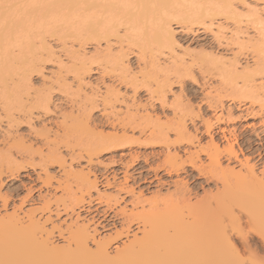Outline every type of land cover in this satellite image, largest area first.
<instances>
[{
  "label": "rangeland",
  "instance_id": "374dc122",
  "mask_svg": "<svg viewBox=\"0 0 264 264\" xmlns=\"http://www.w3.org/2000/svg\"><path fill=\"white\" fill-rule=\"evenodd\" d=\"M30 1L0 0V11L20 9L27 6ZM262 1L246 0L247 3H241L235 0L232 1V10L229 9L230 11L227 12H223L221 5L217 8L218 15L213 16L211 14L212 17L210 15L209 18L205 19L206 21L204 20L205 23L203 21L201 24L198 21V23L193 21L189 24L173 21L171 25L177 42V47L175 45L174 49L176 52L173 51L174 54L171 55L169 48L160 45L153 38L149 44L145 45L148 54L141 58L142 60H136L139 57L136 55L139 53L140 46H143L147 41L141 43L137 39L125 36L124 27L119 30L117 39L110 38L109 42L102 41L97 47V44L92 42H85L80 45L78 41H73L74 39L69 37L66 30H62L64 27L61 26L62 24L57 26L59 30H62V33L46 36L45 46L47 45L49 51L42 45H36L37 57H35L41 65L38 72L31 73L30 80L32 97L36 94H42L43 89L48 86H51V89L55 88L52 89L53 91L51 90V104L54 105L52 110L49 113L43 110H33L25 115H15L16 117L10 119L12 122L11 129L7 125L9 119L0 110V217H4L7 213L12 214L11 212L16 209L17 213L19 210L18 214L24 218V212L27 213L34 207L35 218L39 217L40 222L49 217L52 218L47 223V229L51 230L53 224L58 227L54 231L51 230L53 233L50 242L59 249L69 247L67 226L69 227L70 223L72 225H75V223L88 225L90 222L88 227L95 240L102 239L105 235L106 237L111 235V238L115 239V228H117V231H121L120 225L122 222L120 220L123 219L120 216L121 212L125 210L127 215L129 213L131 215L133 212L136 214L151 211L153 210L152 197L155 199L160 197L159 200L162 201L159 203L163 204L165 200H170V194H177L175 190H179V192H186L187 190L188 193H185V197L189 198L193 204L203 199L205 193H212L213 195L217 193V188L220 189L221 184L216 183L215 178L209 175H199L198 171L187 165L181 169V165L190 153H194V157L198 156L199 162L197 158L195 159L198 164L201 162L207 163V156L203 149L212 139L222 147L233 144L234 150L237 152V158L242 162L249 158V162L253 164L251 166H255L258 175L261 174L264 171V0ZM191 2L192 0L184 1L185 10L189 9ZM195 3L196 6L198 4L200 6L204 5L202 0ZM215 4H219V2ZM163 6L168 9L171 5L165 6L163 3ZM37 9L39 10V7ZM254 11L261 13V16L259 15L261 18L252 15L255 14L252 13ZM38 13L39 11L35 15ZM211 24L224 26L228 30H233V32L239 30V32H243L245 27V30L246 28L250 29V31H246L251 35L250 39H253H251V43L247 42V44L244 40H238L239 44L246 45L241 47L243 50L241 53L242 50L240 51V48L233 45H231L233 48L231 46L227 48L223 43L219 45L210 33ZM238 27L239 29H237ZM95 46L100 52L103 49L105 55L107 52L110 55L119 54L121 56V53L126 54L127 57L131 55L127 58V63L128 61L130 63V72L137 74L139 79V81L136 80L137 83L142 82L143 74L150 69V67L147 69L145 67L151 63V72L154 71L157 76H164V78L168 76L171 87L167 88L165 95L163 94L164 97L161 96L163 98H160L156 94H149L141 84H137L140 86L139 89H134L130 80L127 79L131 76L124 79L120 76L121 74H118L121 72L114 73L111 69H107V71L104 69V72L103 68L98 69L100 67L98 64L91 63L93 65H91L90 75L85 78L87 81L84 82L88 84L86 87L93 88V91L96 90L95 93L98 97H93L96 100L95 103L93 101L94 105L85 102L82 100L83 92H79V87L77 88L75 84L78 80L76 82L74 77L73 58L77 56L78 51L84 52L83 50H85V53L92 55L93 53L90 52L94 51ZM229 47L235 49L233 51L236 54L239 53L237 55L238 58L241 56L240 62L242 65H250L249 69L254 71L253 79L255 82L246 85L241 75L236 77L231 71L215 65L216 63L213 62L214 57L210 56L211 53L229 56L231 53L228 51L230 50ZM255 47L258 50L261 49V52L258 51L259 55H257L258 52H254L257 50ZM93 56L96 55L93 54ZM207 57H211L213 61L207 60ZM59 58H61L60 61L65 62L62 63L64 67H59ZM181 60L185 62L186 67L191 65L190 69H192L191 76H182L183 82L176 80L178 76L184 73ZM39 71L45 76L40 74ZM59 74L60 76H58ZM58 77H64L62 80H66L67 85L63 88L61 87L62 84H60L61 86L51 85ZM154 84L153 87L155 88ZM152 88L151 91L154 90ZM106 93L117 95V100L113 103V109L110 106L105 108L103 102ZM81 101H83V105H81ZM134 105L136 106L134 107ZM126 108L127 110H125ZM86 111L91 115V122L94 121L95 123H93V126L97 128L94 133H68L66 127L74 129L73 122H71L73 120L71 119L77 118V116L80 117L84 112L86 114ZM129 111H131V114L140 115L138 117L149 115L150 118L152 116L151 119L153 120L151 121H154L153 123L156 126L169 132L170 143H146L141 140L139 143L130 142L118 146L112 145L111 147H105L98 155L93 156L92 162L89 163L88 154L80 149V142L89 143L88 140L100 137V131L103 137L113 135L114 132L116 136L119 135L120 137L123 136V132L125 135L127 134V137L133 135L139 137L138 130L145 128L148 131L151 126H154L152 122L146 123L144 120L137 121V123L130 122V119H128V115L131 116ZM187 111L190 112L189 115ZM182 116L185 117L183 121L194 136L193 145H189V143L174 144L173 129L176 120ZM208 120L211 122V130L207 131L204 122ZM140 123L142 125H139ZM132 129H135L133 132L135 134L132 133ZM47 137H49L48 141L53 143L52 149H59L62 152V156L67 160V167L71 163L74 171L79 172L78 170H82V172L87 171L86 173L91 172L93 174L91 175L92 181L96 182L100 194L102 196L106 195V197L104 196L100 200L96 191H93L91 195L81 198L82 182L77 180L74 175L73 178L70 174L67 176L65 174L68 173L65 172L67 170L61 168L60 164L53 159L45 144ZM68 140L76 143L73 146L67 145ZM175 154H180L178 165L181 167L177 173L172 172L169 174L168 171H171L172 168L167 159ZM235 160V158L230 159L227 155H223L221 164L224 168L239 169L240 163ZM237 169L236 171H238ZM180 181L186 184L181 185ZM185 185L188 188L183 190ZM178 187L181 189H178ZM129 190L130 192L134 190L133 194H130ZM162 195L164 196L161 197ZM44 197L46 198V206L49 209L44 207L45 203L42 202V199H45ZM150 200L152 201L151 207L144 203ZM142 205L145 207L142 208ZM183 205H180V207H183ZM48 210L53 214H50ZM74 220L76 222L73 223ZM22 222L23 226L28 225L26 218ZM129 227V239H132L135 234L141 236L136 222H133V224L131 222ZM91 228L93 230L98 229L95 231L96 234H93L95 232ZM252 232L254 231L245 229L246 242L253 246L262 243L259 238L260 235H253ZM232 235L230 234L231 241L234 239L232 243L242 245L240 243L242 238L234 233ZM124 242H127L125 236L112 242L109 246V253L115 255L116 247L123 245ZM239 244L235 246L239 248V251H242V246ZM90 246L94 248L93 243H90ZM260 248L262 249L261 245ZM260 248L258 252L264 253ZM261 254L259 255L262 258Z\"/></svg>",
  "mask_w": 264,
  "mask_h": 264
},
{
  "label": "bare ground",
  "instance_id": "6f19581e",
  "mask_svg": "<svg viewBox=\"0 0 264 264\" xmlns=\"http://www.w3.org/2000/svg\"><path fill=\"white\" fill-rule=\"evenodd\" d=\"M184 1L185 0H31L27 6H23L20 9L14 8L13 10L0 11V110L3 111L5 116L9 119L7 122L8 128H10L12 123L10 119L16 117L15 115H25L33 110H43L49 113L54 107V105H52L53 103L51 104V92L55 88H52V90L51 86H48L49 88L46 87V89L44 88L45 90L43 89L42 94H36L33 97L30 93L32 87L30 83L31 73L38 72V68L41 65L36 58V45H42L49 51L47 45L45 46L47 35L62 33V30H66L69 37H72L74 39L73 41H78L80 45L85 42H92L96 43L97 47H99L102 41L109 42L110 38L117 39L119 30L121 27H124L125 29L123 31H125V36L137 39L141 43L147 41L143 46H140L139 53L136 55L139 57L136 58V60H140L148 54L145 45L149 44L153 38L155 41L159 42L160 45L169 48L171 55H173L175 45L177 47V42L171 22L176 21L177 23L189 24L190 22L198 21L201 24L205 19L209 18L211 14H213V16H216V14L218 15L219 11L217 8L221 5L223 12L232 10V1L235 0H202V3L206 1V4L203 3L206 6H200L198 4L197 6L199 7L195 5V2L198 0H192L193 3L191 2L189 9H186L187 11L184 9ZM238 1L243 3L246 0ZM218 2L220 5L215 4ZM163 3L165 6L170 4V8H164ZM160 4L163 6V9L162 6H159ZM37 7H39V10ZM37 11H39V13L35 15ZM252 13H255L252 14L254 16H261V13L259 14L255 11ZM60 24L64 26L62 30L57 28ZM211 26L210 33L213 38L219 45L223 43L227 48L233 45L240 48L241 51V47L244 44H239L238 40H244L247 44V42L251 43V39H253H250L251 35L247 32L250 31V29L248 30L246 28V31L245 27L244 31L242 30L243 32H239L240 30H237L238 32L234 30L235 32H233L230 28V30H228L221 25L215 26L211 24ZM213 26L215 27L213 28ZM237 29H239V27ZM83 46L85 47L86 45ZM233 46L231 47L233 48ZM97 47L93 49V52H90L96 56H93V54L90 55L89 53L88 55L85 53V50H83L84 52L78 51L77 56L73 58L74 77L76 82L78 80L75 84L77 88L79 87V92H83L82 96H84L82 100L85 102L91 104L94 101L95 103L96 100H94L93 97H98L95 93L96 90L93 91V88L86 87L88 84L85 83L87 81L85 78L90 75L91 65L95 63L100 66L98 69L103 68L102 70L104 72L105 70L107 71V69H111L114 73L121 72L118 74H121L120 76L122 78L124 77V79L131 76L127 79L130 80L134 89H139L138 87L140 86L137 84H141L142 87L147 89L149 94H156L160 98H163L166 89L171 87L168 76L164 78V76H157L153 70V72H151V63L150 65L147 63V65L145 64L147 66L145 69L149 67L150 69L147 73L143 74L141 79L142 82L137 83L139 81L137 78L138 76L130 72V63L129 61L127 63V58L131 55L128 57L126 54L123 55V53H121V56L119 54L110 55L107 54L108 52L105 55L104 50L102 49L103 51L101 50L100 52ZM233 50L235 51V49L231 48L228 50L231 52L229 56L211 53L210 56L214 57V61L211 57H207L206 59H210L216 63L215 65H219L221 68L231 71L236 77L241 75L244 84L249 85V83L254 81V71L249 69L250 65H242L240 62L241 56L238 58L239 53L237 52V55ZM258 51L261 52V49H257L254 52L257 53ZM242 52L243 50L241 53ZM257 55H259V52ZM60 60L61 58H59L58 61L60 62L59 67H64L63 64L65 62L63 63V60ZM183 60H181V62L183 66L182 71H184V73L176 79L180 82H183L182 76H191L192 74V69H190L191 65H187L190 67H186ZM166 61L164 62L167 63ZM39 73L43 74L40 71ZM43 76L45 75L43 74ZM58 76H60V74ZM63 78L64 77L56 78L51 85L61 86L60 84H62L61 87L63 88L67 85L66 80H62ZM161 78L163 80H160ZM137 79L138 81H136ZM152 87L154 90L151 91ZM215 99L217 98L215 97ZM116 100L117 95L106 93L103 102L105 108L110 106L113 109V103ZM82 102L83 101H81V105H83ZM135 106L136 105H134V107ZM125 110H127V108ZM129 112L131 114V111ZM87 113L89 114V112L86 111V114L84 112L80 117L77 116V118L74 117L71 119L73 120L71 122H73L72 125L74 129L72 130L71 127H66L68 133H94V130L97 128L93 126L94 121L91 122V115ZM187 114L189 115L190 112L187 111ZM138 116L131 114V116L128 115V119H130V122L133 121L134 123L140 120L151 123V120H153L151 119L152 116L149 118V115H144V117ZM184 118L185 117L182 116L180 119L178 118L176 120L177 122L173 129L175 135L174 144L181 145L183 143H189V145H193L194 136L184 123ZM210 123L209 120L204 122L207 131L211 130ZM139 125H142V123ZM155 126V124L151 126L148 131H146L145 128L138 130L139 137H134V135L127 137V134L125 135L124 132L121 137L119 135V137L116 136V134H114L115 132L113 135L110 134V136L103 137L100 131V137H95V139H91L90 141L88 140L89 143L80 142L79 146L81 150L88 154L89 163H91L93 156L98 155L105 147H111L112 145L118 146L130 142L139 143L141 140L146 143L164 142L169 144V132L162 130L164 128ZM134 131L135 129H132V133ZM48 139L49 137L46 138L45 144L47 145V151L53 156V159L60 164L61 168L67 170L65 171L68 172L65 173L67 176L70 174L72 176L71 178H73L74 175L77 180L82 182L83 187L80 189L81 198L86 195H91L93 191H96L100 200H102L104 196L106 197V195L102 196L100 194L101 192L97 189L96 182L92 181L91 175L93 174H91V172L86 173L87 171L82 172V170H78L79 172L74 171L71 163L69 167H67V160L62 156V152H60L59 149L53 150V143H50ZM75 143L74 141H67V145L70 146H73ZM233 146L232 144L222 147L218 142L212 139L203 149L207 156V163L201 162L198 164V156H196L198 152L195 154L196 157H194V153H190L181 165L182 167L178 165L180 162V154L169 155L170 157L167 160L173 170L168 171L169 174L172 172L177 173L180 167L182 169L187 165L193 170L198 171L199 175H209L215 178L216 183L221 184V188H217V193L214 195L212 193H205L203 199L200 198L201 200L197 202L194 201L195 203L193 204L189 198L185 197L187 190L186 192L175 190L177 194H170V200H165L164 203L162 202L163 204L159 203L162 200L160 201V197H156L157 194L155 196L156 199L154 197L151 198L153 202L151 200L144 202L150 207L153 203V210L136 214L133 212L131 215L130 213L127 215L125 210L121 212L120 216L123 218L120 220V222H122L120 225L121 231L119 232L117 228H115V239L111 238L109 232V237L105 235L102 239H96V241L88 227L90 222L88 225H78L77 223L72 225V223H70L71 225H69V227L67 226L69 247L59 249L50 242L52 231L58 228L53 224V228H51L52 231L47 229V223L52 219L51 217L46 220L44 219L45 222H40L39 217L37 219L35 218V209L31 206L33 207L32 210L27 211V213L24 212L23 216L27 219L28 225L23 226L22 220L24 218H22V215L18 214L19 210L17 213L16 209H14L13 212H11L12 214L7 213L4 217H0V264H264V253L261 254V252H258L260 245L262 246L260 250L264 251V171L258 175L254 168L255 166H251L252 162H249V158H246L247 160L244 159L245 162L238 159L237 152H235ZM223 155H227L230 159L235 158V161L238 160L237 162L240 163V168H236L238 171H236L235 168L229 169V167H227V169L222 166L221 157ZM196 158L197 160H195ZM183 183L184 182L181 183L180 181L181 185ZM184 187L183 190L188 188H186V185ZM179 188L180 187H178V189ZM128 192L133 194L132 192H134V190L131 192L129 190ZM163 196L164 195L161 197ZM42 202L45 203L46 198L42 199ZM42 202L40 203L42 204ZM48 204L47 202V205ZM180 205H183V207H180ZM44 207L48 208L46 203ZM144 207L145 206L142 208ZM50 214L53 213L50 212ZM74 222L76 221L74 220L73 223ZM131 222L132 224L136 222V225H138V232L140 231L141 233L140 237L134 233L135 235H133L132 239H129V225L131 226ZM245 229L253 230V235H260L259 238L262 243L258 244V248L257 244V246H253L246 242L247 239L244 234ZM97 230L92 229L94 232ZM233 233L242 238L240 241L242 245L236 243L242 246V251H239V248L235 246L236 244L232 243L234 239L231 241L232 237L230 234L232 235ZM93 234H96V232ZM122 236L126 237L127 242H124L121 246H117V250H114L115 255H111L109 253L110 244ZM90 243H93L94 248H91ZM259 254L262 255V258Z\"/></svg>",
  "mask_w": 264,
  "mask_h": 264
}]
</instances>
